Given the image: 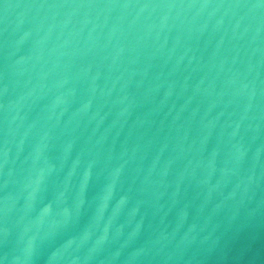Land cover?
Segmentation results:
<instances>
[{"label": "water", "instance_id": "1", "mask_svg": "<svg viewBox=\"0 0 264 264\" xmlns=\"http://www.w3.org/2000/svg\"><path fill=\"white\" fill-rule=\"evenodd\" d=\"M0 264H264V0H0Z\"/></svg>", "mask_w": 264, "mask_h": 264}]
</instances>
